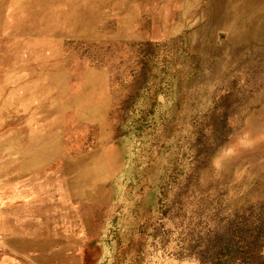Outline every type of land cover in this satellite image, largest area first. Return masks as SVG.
<instances>
[{
	"label": "rangeland",
	"instance_id": "rangeland-1",
	"mask_svg": "<svg viewBox=\"0 0 264 264\" xmlns=\"http://www.w3.org/2000/svg\"><path fill=\"white\" fill-rule=\"evenodd\" d=\"M209 2L0 0V264H264V41Z\"/></svg>",
	"mask_w": 264,
	"mask_h": 264
},
{
	"label": "bare ground",
	"instance_id": "bare-ground-1",
	"mask_svg": "<svg viewBox=\"0 0 264 264\" xmlns=\"http://www.w3.org/2000/svg\"><path fill=\"white\" fill-rule=\"evenodd\" d=\"M208 9L210 16L207 24L210 30L223 29L228 38L232 40L242 39L247 41L252 39L260 42L264 41V0H210ZM248 129L251 135L264 133V105L254 114V120L249 123ZM45 226L46 223L42 224V229ZM57 239L59 238H55V236L42 238L35 245L43 248L59 241ZM67 245L65 244V246ZM32 256L35 257L34 255ZM45 261L50 263L51 258H47Z\"/></svg>",
	"mask_w": 264,
	"mask_h": 264
},
{
	"label": "crops",
	"instance_id": "crops-1",
	"mask_svg": "<svg viewBox=\"0 0 264 264\" xmlns=\"http://www.w3.org/2000/svg\"><path fill=\"white\" fill-rule=\"evenodd\" d=\"M34 115V114H33ZM39 119V113L37 112V115H34L33 120H35L34 122H37V118ZM41 136H37L39 139H43V140H50V141H54L55 143V135H49L47 133L45 134H41ZM39 139H37V142L40 141ZM37 144L35 146H31L29 147V149H27L23 154V160L20 162L18 160H16V162L13 163L14 165V174H18L20 176L17 175V177L14 179V181H19L20 179H25L27 181L30 182H34L36 180L39 179V177H36V175L39 173V171L45 167H47L49 165V163L51 162V159L55 158L56 156V150L55 152L51 153V154H47L44 157H41L40 155L37 154ZM2 151L4 152V150L2 149V146L0 147V154L2 153ZM16 154H18L17 156H20V151H15ZM22 156V155H21ZM55 172L52 171L53 177H54ZM54 179V178H53ZM25 180V181H26Z\"/></svg>",
	"mask_w": 264,
	"mask_h": 264
}]
</instances>
